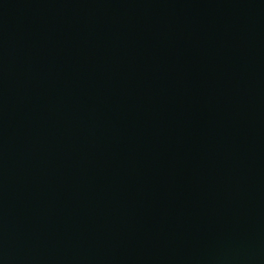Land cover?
Returning <instances> with one entry per match:
<instances>
[{"label":"water","instance_id":"1","mask_svg":"<svg viewBox=\"0 0 264 264\" xmlns=\"http://www.w3.org/2000/svg\"><path fill=\"white\" fill-rule=\"evenodd\" d=\"M0 264H264V0H0Z\"/></svg>","mask_w":264,"mask_h":264}]
</instances>
